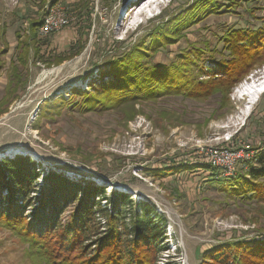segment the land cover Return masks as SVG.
I'll return each instance as SVG.
<instances>
[{
	"label": "rangeland",
	"instance_id": "rangeland-1",
	"mask_svg": "<svg viewBox=\"0 0 264 264\" xmlns=\"http://www.w3.org/2000/svg\"><path fill=\"white\" fill-rule=\"evenodd\" d=\"M40 1L0 0V100L13 95L5 86L14 65L15 31L26 35V20L42 17L47 5L57 3ZM62 1L59 3L73 19L51 41L62 48L79 37L84 27V47L59 64H32L30 56L24 88L0 114V158L29 155L43 169L37 186L43 183V175L55 169L72 179H91L95 184L107 185L106 196L117 186L134 201L151 202L165 220L167 247L158 254L160 264L168 260L172 264H206L205 252L212 248L264 232L263 202L226 198L216 183H210L211 176L202 168L186 177L182 172L162 179L144 172L147 167L178 164L187 156L194 157L197 163L206 162L203 150L209 146L242 147L253 156L255 147L264 144V89L257 90L253 98L247 92L238 94V89L264 81V63L252 68L232 88L226 108H218L214 96L205 101L170 97L136 104L140 111L128 121L112 110L82 111L75 107L57 114L44 113L45 100L54 99L73 85L87 90L88 80L98 77L107 60L121 55L167 15H174L193 0H93L85 23L76 18V9L72 10L70 2ZM241 1L236 12L221 7L202 21L190 24L184 30L185 37L160 48L152 54L151 61H178V51L186 47V40L200 45L208 40L210 47L220 50L222 42L218 38L226 28L258 26L260 19L254 16L264 15V0ZM150 39L146 37V46ZM219 56L217 51L214 58ZM165 111L180 116L181 123L170 125L165 118L158 120ZM10 150L12 154H8ZM243 161L247 160L239 162ZM96 220L104 233L106 218L97 214ZM125 223L130 227L129 219L125 218ZM26 256V245L9 229L0 227V264H31Z\"/></svg>",
	"mask_w": 264,
	"mask_h": 264
},
{
	"label": "trees",
	"instance_id": "trees-1",
	"mask_svg": "<svg viewBox=\"0 0 264 264\" xmlns=\"http://www.w3.org/2000/svg\"><path fill=\"white\" fill-rule=\"evenodd\" d=\"M41 1L47 4L46 0ZM249 1L257 0H243V3ZM54 2L63 1L49 3ZM66 2L72 4V10L76 9V18L81 23L90 18L93 0ZM241 4V0H193L174 15H167L121 55L107 60L98 77L88 80L87 90L70 86L54 99L45 100L43 112L57 114L62 109L75 107L82 111L112 110L128 121L140 111L135 108L136 104L170 97L205 101L213 96L217 97L218 108H226L232 88L252 68L264 63V15L254 16L260 19L256 27L226 28L218 38L222 42L220 50L210 47L208 40L201 45L186 40V47L178 51V61L162 64L151 61L150 57L160 48L185 37L184 30L190 24L202 21L204 16L221 7L236 12ZM41 20V16L29 17L25 22L26 35L15 31L14 65L5 86L13 95L0 100V114L24 88L25 67L30 56L32 64H59L84 47L87 28L82 27L79 37L59 48L51 40L71 24L43 36L38 32ZM146 37L151 38L147 46ZM217 51L221 56L215 59ZM162 118L170 125L181 123L180 116L167 111L157 117L160 121ZM186 158L178 164L147 167L144 172L162 179L182 172L186 177L202 168L211 176L210 183H216L226 198L264 204V144L255 147L252 158L239 162V167L230 175L217 170L208 160L197 163L194 157ZM41 171L42 166L29 155L0 158V227L9 229L26 245L27 261L31 260V264H160L158 254L167 247L165 220L151 202L134 201L117 186L106 196L107 185L95 184L91 179H72L55 169L43 175V183L37 186ZM97 214L106 218L104 233L98 228ZM125 218L129 219L130 227ZM258 234L255 238L241 237L222 243L205 252L208 259L204 261L206 264H264V232Z\"/></svg>",
	"mask_w": 264,
	"mask_h": 264
},
{
	"label": "built area",
	"instance_id": "built-area-1",
	"mask_svg": "<svg viewBox=\"0 0 264 264\" xmlns=\"http://www.w3.org/2000/svg\"><path fill=\"white\" fill-rule=\"evenodd\" d=\"M72 19L73 17L71 14H69L66 8L59 2L47 5L38 27V32L40 35L45 36L52 32L59 31L64 26H67ZM203 151L205 153L204 157L226 175H230L235 171V164L237 162L248 160L252 157V153L242 147L230 149L209 146Z\"/></svg>",
	"mask_w": 264,
	"mask_h": 264
},
{
	"label": "bare ground",
	"instance_id": "bare-ground-1",
	"mask_svg": "<svg viewBox=\"0 0 264 264\" xmlns=\"http://www.w3.org/2000/svg\"><path fill=\"white\" fill-rule=\"evenodd\" d=\"M264 89V81H260L258 84H245L240 89H238V94H242L243 92H247L250 94L251 98H253L257 92V90ZM8 154H12V150L8 152Z\"/></svg>",
	"mask_w": 264,
	"mask_h": 264
}]
</instances>
